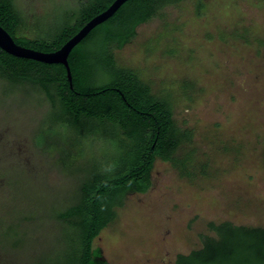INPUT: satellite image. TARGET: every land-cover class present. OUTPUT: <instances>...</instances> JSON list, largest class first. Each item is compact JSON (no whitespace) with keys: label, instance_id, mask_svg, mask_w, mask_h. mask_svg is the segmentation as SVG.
Returning a JSON list of instances; mask_svg holds the SVG:
<instances>
[{"label":"rangeland","instance_id":"1","mask_svg":"<svg viewBox=\"0 0 264 264\" xmlns=\"http://www.w3.org/2000/svg\"><path fill=\"white\" fill-rule=\"evenodd\" d=\"M14 8L17 37L47 42L79 15L74 0H14ZM112 52L171 103L193 139L178 163L156 161L147 192L117 205L93 244L105 262L175 264L215 236L212 223L264 228V0L166 6ZM61 118L39 85L0 74V264H75L77 231L58 216L86 172L115 165L123 150L111 124L98 136L85 133L94 122L74 128Z\"/></svg>","mask_w":264,"mask_h":264},{"label":"trees","instance_id":"2","mask_svg":"<svg viewBox=\"0 0 264 264\" xmlns=\"http://www.w3.org/2000/svg\"><path fill=\"white\" fill-rule=\"evenodd\" d=\"M115 0H94L75 22H68L51 42L17 37L19 19L12 0H0V26L24 47L42 52L60 49L87 22L108 9ZM184 0H130L107 22L94 29L71 53L73 76L60 64H44L11 56L0 49V74L13 81L39 85L70 127L82 120L94 122L85 133H96L111 124L121 142L115 165L94 166L86 172L74 205L59 214L60 221L76 229L75 264H107L94 241L116 218V207L129 193H145L151 186L158 159L178 163L181 145L193 133L177 127L171 103L152 94L133 71L118 66L112 50L123 49L137 28L150 22L166 6ZM94 44V53L86 51ZM80 47H84L81 50ZM55 88V93L53 92ZM62 123V122H60ZM84 135V131L79 132ZM99 136V135H98ZM186 167L185 162H181ZM215 236H203V247L179 255L175 264H264V228L210 224Z\"/></svg>","mask_w":264,"mask_h":264},{"label":"water","instance_id":"3","mask_svg":"<svg viewBox=\"0 0 264 264\" xmlns=\"http://www.w3.org/2000/svg\"><path fill=\"white\" fill-rule=\"evenodd\" d=\"M128 1L130 0H115L108 9L87 22L71 39L56 51L42 52L19 45L14 37L2 26H0V49L16 58L33 60L49 65H63L67 70L70 87L73 88V76L69 64V57L72 51L83 42L94 29L111 19Z\"/></svg>","mask_w":264,"mask_h":264},{"label":"flooded vegetation","instance_id":"4","mask_svg":"<svg viewBox=\"0 0 264 264\" xmlns=\"http://www.w3.org/2000/svg\"><path fill=\"white\" fill-rule=\"evenodd\" d=\"M13 1V4H14V0ZM76 1L77 4H79V13L83 10V9H87L93 2L94 0H74Z\"/></svg>","mask_w":264,"mask_h":264}]
</instances>
